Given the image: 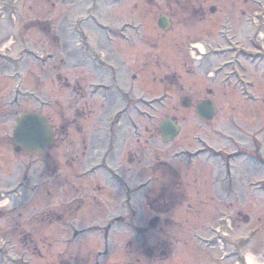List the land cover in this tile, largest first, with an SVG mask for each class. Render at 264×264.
<instances>
[{"label":"rangeland","instance_id":"obj_1","mask_svg":"<svg viewBox=\"0 0 264 264\" xmlns=\"http://www.w3.org/2000/svg\"><path fill=\"white\" fill-rule=\"evenodd\" d=\"M209 1L216 14L206 8L199 25V0H0V264H247L248 252L264 264V193L249 186L262 181L264 189L263 84L256 80L258 102H245L221 77L206 79L223 63L208 56L203 89L216 91L217 115L200 123L199 53L191 48L228 47L227 36L240 47H261L253 20L260 8L250 0ZM161 17L172 19L167 31L158 27ZM134 67L142 76L127 86ZM119 70L135 94L127 102L116 92ZM183 93L192 99L188 109ZM31 112L65 123L72 147L16 155L15 119ZM169 118L181 133L166 144L160 125ZM128 152L132 165H125ZM229 157L233 182L242 183L233 194L225 190ZM166 162L190 183L182 206V193L175 202L165 188ZM201 174L208 176L199 193ZM73 187L89 191L90 200L69 216ZM57 211L66 218L55 220ZM154 217L160 221L151 229ZM221 219L231 230L218 229ZM69 221L83 231L70 240L63 235ZM223 234L224 247L214 238ZM160 242L172 256L151 259L145 252Z\"/></svg>","mask_w":264,"mask_h":264},{"label":"flooded vegetation","instance_id":"obj_2","mask_svg":"<svg viewBox=\"0 0 264 264\" xmlns=\"http://www.w3.org/2000/svg\"><path fill=\"white\" fill-rule=\"evenodd\" d=\"M254 1L255 0H250L252 5H253ZM260 3H261V5L264 6V0H261ZM214 7L215 6H211L209 0H202V1L199 0V12H198V14H193L195 17H197L199 19V25L204 23V21L206 20L207 14H208L207 9L209 10L210 15L216 14V10ZM256 13L257 12L254 11V14H256ZM166 18L168 19L169 24H170V28H171L173 26L171 24L172 19L169 17H166ZM260 31L263 34L262 39H264V20L260 24ZM257 33H258V31H257ZM191 48L196 50L195 51L196 54L199 53V58H198L199 59V99H198L197 103L195 104L194 111H195L197 105H199L201 102L207 101V100H212L211 97H213L215 92H216L214 89H211L209 87L206 89H203V75H204L203 62H204V59H209L210 57L216 58L220 62H223V63L220 66L216 67L215 71L211 75L206 74L205 75L206 79H209V80L213 79L214 80V79H218L219 77H221L220 83L222 85H223V83H224V85L227 84V88H230V90L233 94H238L240 96V98L242 97L245 102H250V101L251 102H258L257 93H256L257 87L261 86V84H263L262 90H264V44H262L261 47H240L235 43H230L228 47H202L205 50V52L201 51V49L198 47H191ZM207 49H209L208 52H206ZM117 51L120 52V50H116V52ZM118 52H117V54H119ZM189 52L191 53V50H189ZM208 56H210V57H208ZM119 58H120V61L123 59V57L120 54H119ZM135 63L136 62H134V64ZM105 67L106 66H104V68H102V69L109 70ZM134 69H135V67L132 69L131 73L134 71ZM135 70H137V69H135ZM134 72H136V71H134ZM118 73H119V77L117 78V81L119 82V84H118V87H117L118 89L116 92H118L119 94L122 95L124 102H127L130 99V97L135 96V94H131V90L128 87H125L121 83L120 70L118 71ZM223 73H224V75L222 78V76H220V75ZM110 74H112L111 71H110ZM252 75L257 79H255V80L250 79ZM131 76H132L131 79H129L128 83L126 84L127 86H130V85L133 86L135 83H137L140 80L142 75L140 77H137L136 75H134L132 73ZM59 79H61V77H59ZM256 80L259 81L258 86H255V84H257ZM153 85H154V82H153ZM223 89H226V88L224 87ZM182 90H183V88H182ZM183 94L184 95H183L182 99L185 100V99L189 98L191 101V104H192V99L186 93H183ZM203 95H205V97H203ZM104 96H105V94H104ZM124 96L125 97L127 96V97L124 98ZM261 96H264V91L262 92ZM232 102L233 101L230 102V105ZM213 103L215 104V106L217 108L216 103L214 101H213ZM86 105H87V102L84 104V106L82 108H84ZM181 105H182V103H181ZM232 106H234V104H232ZM233 109H234V107H233ZM77 115L78 116L80 115L79 112ZM247 116L249 118L248 114H247ZM258 117H259V119L261 117L263 118V113L261 115H258ZM170 119H172L174 122H176V124L180 125V123L177 121L176 118H170ZM199 122L201 123L202 121L199 120ZM161 125H160V132H161V136H162ZM237 126L238 125L234 124V129L239 131L238 128H236ZM52 127H53V131H54V135H55L54 145L56 147H61L65 143H68L67 144L68 147H72V142L67 140V138L70 135L69 134L70 129L66 127L65 123L61 122V124L59 126L52 125ZM258 128H259L258 131H260V133H262L261 131L264 130V126L260 125ZM245 130H248L250 132L253 130V128H251V125H246L244 131ZM76 131H78V129H76ZM180 133H181V130H180ZM59 143H62V145H59ZM252 143L254 146L257 145L256 140ZM252 153L253 152H251L250 154H252ZM245 156H247V159L251 158V159H254L255 161H257L256 160L257 152H255L256 158H254L255 156L254 157L249 156V155H245ZM71 159L72 160L69 162L72 166V162L74 164L75 158H71ZM126 159H127V162L125 163V165L129 164V163H131V165H132L135 163L134 162L135 159H131V157L129 158V152H128V154L126 153ZM229 159H231V158H229ZM122 167H124V165H122ZM158 169H161V167ZM59 170H60L59 165H57V173H56L57 179L60 175ZM166 171L168 173L169 179H168L167 184L165 185V188H166V190L167 189L170 190L171 195H173L172 198L176 202L177 196H176V198H174V196H175L174 194L182 193V195H183V193L185 192V189L189 188L190 183L187 182V180L184 178V174H181V172L177 169V167L172 162H166L165 163V173H166ZM227 172H228L227 176L228 177L231 176V171L227 170ZM217 175H220V177H219L220 179L217 178V180H220V182H226L225 178L221 177V176H223L222 173H219ZM207 176L202 177V174H201V176L199 175V186L203 182V184H202L203 187L202 188L199 187V193L202 191L203 192L206 191L205 190V186H206L205 181H206ZM71 178H72V175H71ZM71 178L70 177L68 178V180H67L68 184L71 183L70 182ZM231 180H230V182L227 181V184H226L227 189H225V188L220 189L218 187V185H216L217 187L215 188V190H217L219 188V191L222 194H226L229 191L233 194L234 191H239L242 189V187H241L242 183H235V181L234 182L232 181L233 182L232 183ZM57 183H58V185H57L58 189L57 190L59 191L61 183L59 181H57ZM261 183H262V181H257V183L252 182L249 184V186H252V187L254 186L256 189H260L259 186ZM255 184H257V185L255 186ZM62 188H64V185H62ZM68 188H71V187L68 186ZM224 189L227 192H225ZM222 190H224V191H222ZM68 192H69V203H68L69 210H67L66 212L69 213V216H70V214L76 212L75 210H81L82 208L86 207L87 201L90 200V193H89V191L85 193V191L82 190V187H73ZM179 202L181 203V200H179ZM182 204H183V202H182ZM233 205H234V203L231 202L230 206L232 207ZM75 208H77V209H75ZM66 212L63 211V213H62V212L57 211L54 213L53 218L57 221H62L66 218V214H67ZM239 216H240V214H238V217H236L235 219L236 220H237V218L239 219ZM63 222L66 223V221H63ZM63 228L66 229V230H64L63 235L67 236L68 240H70V238H73V237L74 238L78 237V236H80V234L83 233V231L78 232V231L74 230L72 228V222L71 221H69L67 223V225H65ZM68 233L69 234L71 233L70 237H69ZM60 234H61V232H60ZM163 246L165 249H163ZM152 248H153V252L151 254L152 255L151 259H153L155 257V259L157 260V259H160V257H167L168 254L169 255L172 254L171 250H170V246L167 245V243H161L160 242V243H157L155 245V247H152ZM157 255L159 257H157ZM65 262L67 264H69V261H65Z\"/></svg>","mask_w":264,"mask_h":264},{"label":"water","instance_id":"obj_3","mask_svg":"<svg viewBox=\"0 0 264 264\" xmlns=\"http://www.w3.org/2000/svg\"><path fill=\"white\" fill-rule=\"evenodd\" d=\"M159 26L162 29H167L169 24L165 19H161ZM189 100L184 101L183 106L188 107ZM216 109L211 102H204L196 109V116L205 120L211 121L214 119ZM165 142L173 140L179 128L171 121H166L162 127ZM13 138L17 147L16 153L25 151L29 155L44 153L53 143L54 132L51 126L47 123V119L37 114H27L16 119ZM158 218L150 222V227L156 229ZM151 250H149L150 252Z\"/></svg>","mask_w":264,"mask_h":264},{"label":"clouds","instance_id":"obj_4","mask_svg":"<svg viewBox=\"0 0 264 264\" xmlns=\"http://www.w3.org/2000/svg\"><path fill=\"white\" fill-rule=\"evenodd\" d=\"M247 255L249 256L252 264H261V261L259 260L258 256L253 252H248Z\"/></svg>","mask_w":264,"mask_h":264},{"label":"bare ground","instance_id":"obj_5","mask_svg":"<svg viewBox=\"0 0 264 264\" xmlns=\"http://www.w3.org/2000/svg\"><path fill=\"white\" fill-rule=\"evenodd\" d=\"M197 47L200 48L201 51L203 50V48H202L203 46H201V45H197ZM247 264H252V262H251V260H250L249 257L247 258Z\"/></svg>","mask_w":264,"mask_h":264}]
</instances>
